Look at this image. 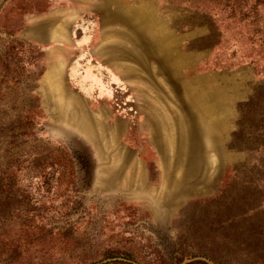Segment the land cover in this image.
I'll use <instances>...</instances> for the list:
<instances>
[{
  "label": "rangeland",
  "instance_id": "obj_1",
  "mask_svg": "<svg viewBox=\"0 0 264 264\" xmlns=\"http://www.w3.org/2000/svg\"><path fill=\"white\" fill-rule=\"evenodd\" d=\"M264 264V0H0V264Z\"/></svg>",
  "mask_w": 264,
  "mask_h": 264
},
{
  "label": "trees",
  "instance_id": "obj_2",
  "mask_svg": "<svg viewBox=\"0 0 264 264\" xmlns=\"http://www.w3.org/2000/svg\"><path fill=\"white\" fill-rule=\"evenodd\" d=\"M197 262H201L202 264H209V263H207L206 261H203V260L197 261Z\"/></svg>",
  "mask_w": 264,
  "mask_h": 264
}]
</instances>
